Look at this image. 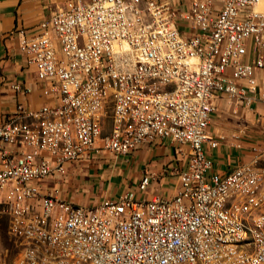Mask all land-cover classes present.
Here are the masks:
<instances>
[{"label":"built area","instance_id":"2783aa9c","mask_svg":"<svg viewBox=\"0 0 264 264\" xmlns=\"http://www.w3.org/2000/svg\"><path fill=\"white\" fill-rule=\"evenodd\" d=\"M16 36L44 97L37 107L17 100L0 121V209L20 232H48L53 244L59 237L89 240L103 252L91 264H160L166 252L212 260L222 255L201 248L190 233L213 243L250 242L252 233L226 231L239 209H247L263 245L244 264H264V205L234 208L225 229L210 223L205 208L211 192L236 180L246 163L263 168L264 144L222 174L208 173L203 150L218 144L207 130L215 97L224 96L233 115L254 94L264 102L257 75L264 70V0H66L34 32L19 29ZM152 73H162L164 82L143 84L142 75ZM9 86L28 92L16 82ZM85 89L98 99L70 117ZM27 111L41 113V122L20 124L18 115ZM164 140L185 159L184 169L171 170L178 180L171 196L136 195L152 178L147 171L134 189L91 205L47 190L44 180L64 177L68 164L99 152L127 156ZM18 252L20 262L12 264H38L32 247Z\"/></svg>","mask_w":264,"mask_h":264},{"label":"crops","instance_id":"0c3cea01","mask_svg":"<svg viewBox=\"0 0 264 264\" xmlns=\"http://www.w3.org/2000/svg\"><path fill=\"white\" fill-rule=\"evenodd\" d=\"M66 0H0V121L14 110L17 100L37 107L44 102L41 84L36 81L34 68L25 63L17 50L16 32H34L40 20L53 13ZM264 80V70L257 72ZM16 82L27 93H17L10 84ZM207 130L218 140L215 148L203 147L211 161L208 173H224L238 163L246 162L253 148L264 144V102L253 95L249 107H238L231 113L232 104L222 95L212 100ZM41 116L26 123H40ZM175 145L167 140L141 146L127 156L108 152L94 153L88 160L68 164L64 177L54 181L46 178L47 190L56 188L58 196L79 205H91L113 198L125 190L134 189L143 172L152 178L138 197H167L178 187L171 170L185 168V159L176 154ZM186 151L187 148L183 147ZM102 178V179H100ZM98 180V181H97Z\"/></svg>","mask_w":264,"mask_h":264},{"label":"bare ground","instance_id":"6f19581e","mask_svg":"<svg viewBox=\"0 0 264 264\" xmlns=\"http://www.w3.org/2000/svg\"><path fill=\"white\" fill-rule=\"evenodd\" d=\"M164 82L162 73L143 74V84ZM98 99V92L93 89H85L82 92L79 103L70 109V117H79L84 114ZM41 116V113L27 111L18 115L20 124ZM53 120H62V113H53ZM44 122H52V114H44ZM264 162L263 168H257V162L246 163L243 173L236 175V180H231L222 191L211 192L205 199V208L209 213L210 223L216 224L217 229H225V215L232 211L233 204L238 200H253L254 205H264ZM245 182V183H244ZM240 211H248L241 209ZM4 209H0V214ZM251 220V219H248ZM14 221H16L14 219ZM18 222V221H16ZM255 223H249L241 215L233 217V223H226V231H234L236 237L251 234L250 242L238 240L236 243H213L205 237H199V232H191L190 240H198L203 249H208L211 254H219L212 260H203V253H196L193 257L186 255L174 256V252H166L160 260V264H244L251 256V250L260 249L263 245L261 233H253ZM15 234L20 235L23 251L32 247V253L38 254V264H62L73 261L76 264H91L97 260H103V252L95 251V247L86 239L67 240V237H59V243H52V237L48 232H20V226L13 229ZM39 244V245H36Z\"/></svg>","mask_w":264,"mask_h":264},{"label":"rangeland","instance_id":"374dc122","mask_svg":"<svg viewBox=\"0 0 264 264\" xmlns=\"http://www.w3.org/2000/svg\"><path fill=\"white\" fill-rule=\"evenodd\" d=\"M102 179V178H100ZM98 181V180H97ZM264 193V191H263ZM254 205V201L249 200H238L237 205L233 204L232 210L234 208H240L244 205L250 204ZM241 210V209H239ZM239 215L244 217L249 223L251 220H248V211H240ZM18 225V222L9 217H4V212L0 214V259L1 264H12L20 262V253L18 251H23L21 245V237L18 234H15L13 229ZM5 230L6 231L5 233Z\"/></svg>","mask_w":264,"mask_h":264}]
</instances>
